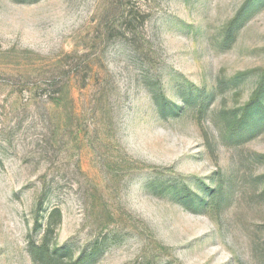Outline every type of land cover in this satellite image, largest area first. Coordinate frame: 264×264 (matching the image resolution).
Wrapping results in <instances>:
<instances>
[{
	"label": "rangeland",
	"instance_id": "1",
	"mask_svg": "<svg viewBox=\"0 0 264 264\" xmlns=\"http://www.w3.org/2000/svg\"><path fill=\"white\" fill-rule=\"evenodd\" d=\"M256 95L264 0H0V264H264Z\"/></svg>",
	"mask_w": 264,
	"mask_h": 264
},
{
	"label": "trees",
	"instance_id": "2",
	"mask_svg": "<svg viewBox=\"0 0 264 264\" xmlns=\"http://www.w3.org/2000/svg\"><path fill=\"white\" fill-rule=\"evenodd\" d=\"M249 1L246 3L244 7L238 12L235 20L231 23L230 28L228 30V38L227 41H231L233 38V26L235 23H237L249 10ZM259 104V106H256V104ZM160 110L164 111H173L172 109L167 106V103L162 102L159 104ZM261 118V121H264V106L260 103L258 99V95H256V100H254L249 106H248V112L246 116H243L241 120H238L236 123L232 125V131H239L243 130L245 133H249L251 130L244 128L245 125L248 124V121L256 120L257 118ZM223 192V186L220 185L218 189L215 191H212V194L220 195ZM211 199L213 201H219L215 196H212ZM58 213V212H56ZM58 217L60 218V214H58ZM53 228V224L50 223L49 229L51 230ZM30 252L33 256L34 260L38 262V264H67L65 263L64 259L67 255L66 250L63 248H56L54 250L50 249L49 243L47 241H44L43 244L39 245L35 242L30 243ZM90 257L85 258L82 257L78 260V262L70 263V264H88Z\"/></svg>",
	"mask_w": 264,
	"mask_h": 264
}]
</instances>
